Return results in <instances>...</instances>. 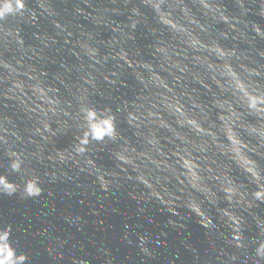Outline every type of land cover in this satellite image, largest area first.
I'll return each mask as SVG.
<instances>
[{
  "label": "clouds",
  "instance_id": "obj_1",
  "mask_svg": "<svg viewBox=\"0 0 264 264\" xmlns=\"http://www.w3.org/2000/svg\"><path fill=\"white\" fill-rule=\"evenodd\" d=\"M261 19L264 0H0V196L44 200L48 186L43 217L86 233L57 190L94 217L125 192L149 223L153 205L176 231L196 218L209 247L185 239L189 264H264ZM43 223L33 235L56 227ZM124 226L146 261L168 247L167 231ZM13 229L0 222V264H29ZM46 243L57 264H92L67 239Z\"/></svg>",
  "mask_w": 264,
  "mask_h": 264
},
{
  "label": "water",
  "instance_id": "obj_2",
  "mask_svg": "<svg viewBox=\"0 0 264 264\" xmlns=\"http://www.w3.org/2000/svg\"><path fill=\"white\" fill-rule=\"evenodd\" d=\"M252 18L260 19L255 16ZM261 23H264V19H261ZM30 33L31 29H28L26 26V39H29V42H31ZM105 162L110 163V161ZM5 171V168H0V173ZM9 179L19 183L18 175L9 173ZM45 187L44 200H21L18 196H0V222L12 223L14 225L13 242L20 250H30L29 264H57L47 251L46 241L50 242L52 235L69 240L68 247L74 246L77 254L92 260V264H103V260L99 258L100 254L98 251V246L101 243L112 249L115 264H189L191 253L182 246V242L185 239L194 246L199 247L202 252L209 247L204 230L200 227L194 216L187 221H183L188 225L186 229L176 231L168 224L169 214L161 211L159 205H153L148 215L154 223H149L148 218L142 217L138 212L136 202L132 201L127 196V193L119 192L115 197L110 193L107 194V210L102 211L100 217H94L90 215V209L86 204L80 205L78 203L79 198L73 201L61 199L63 193L58 189L57 195L54 198L55 206L61 212L68 209L73 214L83 215L87 221L86 233L78 232L67 225L59 213L43 217V212L53 206L50 203H46V201L53 198L49 196L47 191L48 186ZM257 211L260 210L257 209ZM181 212L187 214L186 209H181ZM134 213L135 218L133 219ZM174 219L180 220V217H175ZM44 220L51 221L56 227L51 230L48 236L33 235V233L48 228V225L43 223ZM97 220H103L104 224L98 225L96 223ZM125 222L143 224L144 229L157 234L161 230L167 231L169 235L165 239L167 240L168 247L159 249L157 259L146 261L140 255L138 248L134 245H129L123 240V233L127 230L124 226ZM132 238L136 239L134 233ZM79 239L84 240L83 247L79 244H73L74 240ZM17 241L19 243H16ZM153 246L155 247V245ZM177 252L180 253V261H174ZM89 253H92V255H89Z\"/></svg>",
  "mask_w": 264,
  "mask_h": 264
}]
</instances>
